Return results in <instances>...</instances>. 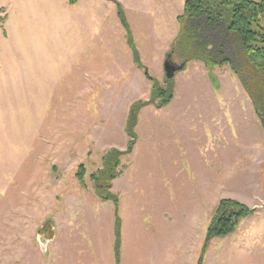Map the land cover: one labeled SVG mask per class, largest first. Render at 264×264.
Instances as JSON below:
<instances>
[{"label":"rangeland","instance_id":"1","mask_svg":"<svg viewBox=\"0 0 264 264\" xmlns=\"http://www.w3.org/2000/svg\"><path fill=\"white\" fill-rule=\"evenodd\" d=\"M183 1L0 0V264H196L221 199L255 212L202 264H264V130L227 66L167 60ZM128 35L160 87L175 70L111 183L116 262L115 207L91 175L126 151L129 108L150 97Z\"/></svg>","mask_w":264,"mask_h":264},{"label":"trees","instance_id":"2","mask_svg":"<svg viewBox=\"0 0 264 264\" xmlns=\"http://www.w3.org/2000/svg\"><path fill=\"white\" fill-rule=\"evenodd\" d=\"M121 23L122 10L116 7ZM178 32L172 40L167 60L176 66L189 62L201 63L205 68L227 66L247 99L264 130V0H184L182 13L176 16ZM128 44L132 48L130 35ZM134 65L150 83L149 99L138 101L129 108L125 124L128 136L124 152L109 151L102 159V168L91 175L94 191L102 200L114 205L115 241L113 253L115 260L119 254V218L117 198L109 191L112 181L119 174L120 157L131 151L136 141L134 129L140 110L150 104L156 108L166 107L172 100V78L164 76L168 86L160 87L150 76L147 68L139 60L137 51L132 48ZM209 80L216 87V80L209 74ZM157 100V102H156ZM84 167L80 165L76 178L82 182ZM255 212L247 206L232 200L221 199L216 204L209 224L205 230L204 243L196 264H202L208 242L216 237L234 232L239 221Z\"/></svg>","mask_w":264,"mask_h":264},{"label":"water","instance_id":"3","mask_svg":"<svg viewBox=\"0 0 264 264\" xmlns=\"http://www.w3.org/2000/svg\"><path fill=\"white\" fill-rule=\"evenodd\" d=\"M175 67H173L171 64L168 62H165L164 64V71H165V76L166 78L170 79L174 74Z\"/></svg>","mask_w":264,"mask_h":264}]
</instances>
